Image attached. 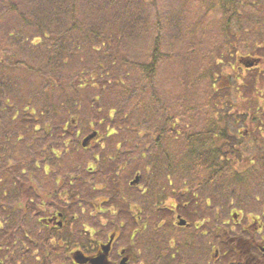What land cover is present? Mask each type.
<instances>
[{
  "label": "rangeland",
  "instance_id": "obj_1",
  "mask_svg": "<svg viewBox=\"0 0 264 264\" xmlns=\"http://www.w3.org/2000/svg\"><path fill=\"white\" fill-rule=\"evenodd\" d=\"M53 1L56 0H0V40L7 46L1 44L3 48L30 66L56 64L60 68L57 75L63 74L64 80L75 83L79 80L68 78L69 73L75 76L80 71L87 80L85 69L108 61L113 68L109 76L120 81L101 95L88 114L84 112L87 115L76 123L72 133H64L63 140L71 141L59 146L67 151L62 159H50L51 171L46 174L45 161L40 158L32 175L35 185L43 186L48 193L69 189L79 197L65 205L67 197L61 196L44 207L62 205L72 213L85 197L87 202L81 204L86 207L95 206V198L105 200L100 215L84 214L80 221L100 222L97 236L101 240L106 239L114 223L122 221L115 247L127 245L134 232V258L129 264H208L213 257L210 245L217 244L212 232L215 225L229 234H237L240 225L233 224L237 220L240 224L248 222L250 230L257 226L252 216L260 214L257 220L264 222V0H234V8L241 12V27L237 32L239 23L233 19L230 27L233 31L228 35L222 33L224 13L219 0H57L62 6ZM10 3L17 10L10 9ZM72 10L78 27L69 30L73 22L68 11ZM36 24L47 29L46 37ZM105 27L111 29L104 31ZM103 31L109 37L114 36L106 40L108 45L93 47L98 45L96 35H102ZM257 45L260 47L253 49ZM154 51L158 54L156 68L147 79L133 63L147 62ZM251 67H257L261 75H256V69ZM19 72H8L11 81L19 82L18 91L11 93L26 98L35 94L34 100L28 102L34 104L39 99L36 96L40 92L39 79L27 75L28 71ZM96 89L94 92H99L100 86ZM89 92L87 97L94 94L93 89ZM214 103L219 109L229 108L233 115L223 112L218 116L222 121L217 128L224 129L232 139L221 141L227 153L218 160L224 168L212 175L210 169L185 154L187 145L181 133L206 131L208 122L214 118L211 107ZM14 108L0 104L4 125L0 126V150L13 151L17 157L23 150L21 141L14 140L12 128L3 122ZM93 111L96 116L90 117L89 112ZM108 112L112 119L107 118ZM19 115L27 114L20 110ZM37 117L38 125L46 120L45 115ZM89 117L95 124L86 126ZM93 130L97 131L98 140L83 149L79 145L81 140ZM4 131L9 141L3 140ZM54 135L57 139L58 135ZM33 137L37 139L34 144L50 141L43 136ZM24 153L21 157L28 162L31 154ZM14 161L12 158L11 163ZM58 162L60 168L56 166ZM70 174L76 175L71 185L64 180ZM135 174L140 175L138 187L129 185ZM210 175L215 178L212 182H208ZM55 177L60 180L57 187ZM0 178V184L9 182L5 185L7 195L13 193V185L12 190L7 186L10 181L2 175ZM123 195L141 206L142 213H137L139 208L133 207V203L122 207L126 203ZM4 196L0 194V201ZM115 201L116 207H110ZM233 208L241 210L237 220L231 215ZM14 213L8 215L0 207V237L7 226L11 229L9 240L0 247L4 264L65 261L62 246L48 241L41 247L30 243L32 229L26 224L33 217L29 218V207ZM176 214L192 228L179 227ZM134 216H139V223L146 221L147 226H137ZM9 218L11 222L7 223ZM227 221L233 227L224 224ZM81 222L71 228L83 230ZM33 226L31 239L41 243L38 240L39 235L43 236L42 229ZM22 246V253H14ZM10 247L16 248L12 254L8 253ZM35 256L41 263L34 260ZM113 256L116 257L115 252Z\"/></svg>",
  "mask_w": 264,
  "mask_h": 264
},
{
  "label": "trees",
  "instance_id": "obj_2",
  "mask_svg": "<svg viewBox=\"0 0 264 264\" xmlns=\"http://www.w3.org/2000/svg\"><path fill=\"white\" fill-rule=\"evenodd\" d=\"M223 15V24H222V33L224 35H228V33H231L233 30L230 28L232 26V20L238 21V30H240V18L242 16L241 12L237 11L234 7H236V1L234 0H219ZM53 3H58L57 0L53 1ZM59 6H62V4H57ZM10 9H15V4L11 3L9 4ZM69 17L72 20L73 23L70 24L69 30L75 29L78 27L77 21H75L74 17V11H68ZM22 15V20L24 15ZM233 18L234 16H236ZM24 21V20H23ZM37 29H40L42 31V36H47L46 32L47 29H42L41 24H36ZM111 28H106L105 30H109ZM260 29V28H258ZM247 30V29H244ZM263 30V29H262ZM103 31L102 35L101 33H98L96 37H98V45L93 47H104L108 45L109 43L106 42L107 39L112 38L105 34ZM261 33V32H260ZM10 35V34H9ZM13 36V35H12ZM40 36V35H38ZM41 39V38H40ZM14 41V40H12ZM5 46L4 40H0V104L2 103L5 107H15L14 111L11 113V116H7L8 118H5L3 122L6 125V127H11L13 133H15L14 140L18 141L20 140V144L22 147V151L19 152L18 155L20 156H14V152L11 151H5V149L0 150V175L7 178L11 184L10 187L13 185V193L10 195H7V190H5V185L9 182H5L4 184H0V194L2 193L3 196L7 195L8 197L4 200L0 201V207L4 210L5 213L8 215L15 214L14 211L17 209H22L24 207H44L50 205V201L52 202L55 198H59L61 196H66V203L65 205L69 204L70 202H76L78 199V195L75 193V191L69 190L67 192H61L60 194L54 196V194H57L56 189L52 191V193L45 192L46 189L39 188L38 185H35L33 182V176L34 170H36V167L39 166L38 162L40 158H42L43 161L46 160V162L49 163L50 159H62V154L64 151L67 150H61L62 145L61 144H69L71 140H68L66 143V140H63V135L65 132L72 133V128L76 126L77 122L82 120L83 116H86L88 113V109L91 108L93 105H97V101H99L101 98V95L106 91L111 90L112 86H118L119 78H115L113 75L109 76L112 69V63L111 62H98L97 66H91L92 68L85 69V74L89 75L87 80H84L83 77H81L80 71L75 72L74 75L68 74V78H77L79 81L76 83L74 80L66 81L64 80V75H57L60 73L57 69H60L56 66V64H51L50 66L46 65H39L37 67L30 66V64L25 63L26 60L23 61V59H19L15 54H11V52L5 48H3L2 45ZM255 47H260V45L254 46L253 49H257ZM92 50H94L92 48ZM96 51V50H95ZM250 54V52L248 53ZM158 54L154 52H151V57L148 59L145 63H133L135 67L139 68L143 74L146 76L145 78H149L151 74L155 71V66L157 63L156 56ZM249 58V55H247ZM218 63H221L218 61ZM249 70L248 68H246ZM250 69H256L255 74L261 75L260 71H257V67H251ZM22 70L28 71L27 75H32L39 79L40 83V92L36 95H39L38 101L34 102V104L28 103L30 99L35 98V94L30 97V95L26 98L23 97V95H15L11 93V91H18V81H11L10 75H8V72H21ZM65 71V70H64ZM19 72V73H20ZM105 75V76H103ZM216 83V80L213 81ZM120 84H123V82H120ZM212 84V85H213ZM13 85V87H17L15 90L10 89V87ZM100 86L99 92H94L97 89V86ZM12 87V88H13ZM214 87V86H213ZM39 88V87H38ZM83 94H79L81 90H83ZM93 89V95L90 97H87ZM21 93V92H20ZM22 94V93H21ZM90 106V107H89ZM217 103H214L213 106H211L212 109V119L208 122V129L206 131H199V132H189L185 131L181 134L185 135V144L187 145L185 149V154L187 156L192 157V160H198L203 167H206L210 169V173L213 175L217 172H221L223 170V164L219 162L218 158L222 156H225L227 153L226 150H223V145L221 146L222 140L232 139V137H228L226 131L224 129L217 128L219 125L220 120L218 116L221 117V113L225 112L223 115H233L230 110L224 109V108H218ZM4 108V107H3ZM2 108V109H3ZM100 107H98L97 111H99ZM20 110L25 111L27 115H19ZM114 111V110H113ZM86 112L87 114H85ZM92 114H89L90 117L96 116L95 111L89 112ZM37 115H45L46 120L42 122L41 125H38ZM108 119H112L110 116H112L109 112L106 114ZM247 115V113L245 114ZM240 116V115H238ZM244 116V115H243ZM25 117H29V119H26ZM89 117V118H90ZM3 117L0 116V126L1 120ZM102 120V117L101 119ZM125 120V119H124ZM175 122L176 119L171 118V122ZM244 120V119H243ZM94 119L90 118L85 122L87 125L90 126L93 123ZM169 121V119H168ZM167 123H165L166 125ZM39 129H35V127H38ZM4 127V125H2ZM121 128V127H120ZM217 129V130H216ZM112 132L115 133V131L111 128ZM170 130V129H169ZM110 131V130H109ZM173 131L176 132V129H173ZM217 132V133H216ZM5 137H2L3 140L6 139V141H9V138L6 137L8 134L6 131H4ZM58 135V138H55V135ZM76 134V133H75ZM34 135L43 136L42 138H47L50 140L49 142L45 143V141L40 140L37 144H34L33 141H36ZM98 133L96 132V136L93 138V140H98ZM110 134L107 133V136ZM13 136V134H12ZM46 136V137H45ZM61 136V137H60ZM28 137V138H27ZM225 138V139H224ZM27 139V140H26ZM23 140H25L23 142ZM220 140V141H219ZM2 143H4L2 141ZM2 145V144H0ZM61 147H60V146ZM61 150V151H60ZM29 152L28 155L30 157L28 158V162L24 161V158L22 159V155L25 154L24 152ZM50 154V155H46ZM46 155L47 158L44 156ZM111 156V155H108ZM14 158L15 161L11 163V159ZM228 160V159H226ZM226 164V163H224ZM61 163L58 162L56 166H60ZM96 165V164H95ZM53 167V165H52ZM60 168V167H59ZM16 169H18V173H16ZM47 171H51V166L49 164V167L47 168ZM25 170H27V173L25 174ZM72 175V174H70ZM69 175V176H70ZM210 175L208 177V182H212L215 178ZM74 178V177H73ZM1 179V178H0ZM6 179V180H7ZM68 180H71L73 182L74 179L68 178ZM56 183V182H54ZM58 183V180H57ZM71 185V184H70ZM59 186V185H58ZM57 187V185H56ZM12 190V187H11ZM59 193V192H58ZM16 196V199L15 197ZM15 199V202L9 201L11 199ZM5 204H4V203ZM7 202V203H6ZM11 222V218H9V221L7 223ZM6 223V224H7ZM11 229H8V226L6 229H4V232L2 234L3 242L7 243V236L8 232ZM26 235V234H25Z\"/></svg>",
  "mask_w": 264,
  "mask_h": 264
},
{
  "label": "flooded vegetation",
  "instance_id": "obj_3",
  "mask_svg": "<svg viewBox=\"0 0 264 264\" xmlns=\"http://www.w3.org/2000/svg\"><path fill=\"white\" fill-rule=\"evenodd\" d=\"M35 129L36 130L39 129V126L35 127ZM92 141L96 142L97 140H90V142L87 144L89 145ZM88 145L82 146V148L86 149ZM95 156L97 157L98 155L95 154ZM43 164H44L43 166L44 173L46 174L48 170L47 168L49 167V163L46 162L45 160ZM91 165L95 166V163H92ZM89 168L91 170V166L87 167V169ZM135 177H137V181H135L134 183H131L135 179ZM68 178L74 179L73 176L71 175L68 176ZM68 178L66 177V179L64 180H67L68 184H72L73 182L71 180H68ZM54 180L56 181L58 180V183L56 184L58 186L60 184L59 178L55 177ZM139 181H140V175L135 174L133 178L130 180L129 185L138 187ZM61 192L63 193V190H60L59 193L57 192V195L60 194ZM122 198L126 202L123 204L124 206L122 205V207L130 206L131 203H133V207L136 206L139 208V211H137V213L138 212L142 213L143 209L141 206L136 205L137 203L130 202L128 198L125 197V195H123ZM66 199H64V202H63L64 204L67 202ZM87 200L88 198L85 197L84 199L78 201L77 205L80 207H75L77 214L76 212L69 213V208L64 207L62 205L61 206L56 205L54 207H29V210L31 211L30 213L31 216H29V218L33 217L32 220L30 219V221H28L26 224L29 226V228L32 229L30 231V237H29L30 243H34L37 246L39 245V247H41V246H45L42 243H45L46 241H48V243L51 245L56 244L60 247L61 246L63 247L62 252H63V256L65 257V261L63 262L60 260L53 261V259H51V261L53 262L46 261V264H51V263H54V264H57V263L92 264L90 262V259L95 258L96 256L100 254L105 255L103 264H129L130 261L134 258L133 257L134 256L133 255L134 241L132 238L133 237L132 235L134 234V232H131L129 236L130 240L127 245H124V246L120 245V246L115 247V241L119 235V229L121 228V225L123 224V222L121 221L119 223H114L113 226H111V230L108 232L107 237H105L106 239L101 240L97 236L98 230H99L98 227L100 225V222L90 223V222H83V221L81 222L80 220L82 219L81 217H84V214L90 217L95 216V215H100L101 214L100 209L101 207H103L101 203L105 202V200H100L99 198H95L94 201L96 202V205L92 207H86L85 205L81 204V203L85 204ZM115 205H116V201L114 202V204H111L110 207H116ZM22 211L24 212V210ZM230 211H231V215L233 214V217L235 219L241 213L240 209L233 208ZM34 213L36 214L37 217L34 215ZM37 213L39 215H37ZM129 213H133V212L130 211ZM259 215L260 214L252 216L254 220L253 222L257 224V226L253 228L254 230L253 229L250 230L248 228L250 225L248 224V222L245 224H240V221L236 219L237 221L233 222V224H236L237 226L240 225V230H239V233L237 234H229L226 232V229H224L223 227L219 225H215V227L212 228V232L216 234L217 244L212 243V245H210L213 250V257L209 261L210 263L208 264H264V222H259L257 220L260 218ZM177 216L178 214H176V218ZM137 217L139 216L133 217V220L137 224V226L142 228L143 224L144 225L147 224L146 221L139 223ZM79 222H81V226L83 230L80 231V230H75V228H71L73 224L76 223V225H78ZM33 224H36L38 228L40 227L42 229L43 236L39 235L40 238L38 240L41 243H36L34 242V239H31L32 233L34 234L35 232L33 231L35 229ZM224 224L230 225L228 221L224 222ZM179 227L192 228V227H189V223L179 226ZM0 228H1V225H0ZM230 230H232V228H230ZM25 236H27V234ZM7 240H9V238ZM0 242H1L0 247L4 243H6V242H3V237H0ZM106 246H107V250L104 251L102 247H106ZM23 247L24 246H22L16 252H14L16 248L10 247V251H8V253L10 254H12V252L22 253L24 250ZM43 251H45V247ZM114 252H115L116 257L113 256ZM76 253L77 254L80 253V257L82 260L81 262L76 261L75 259ZM174 254L175 252L170 254L171 257ZM17 256L18 255H15L14 259H17ZM19 258H23V256L21 257L19 256ZM34 260H37L41 263V260L38 259L37 256L34 257ZM3 261L4 260L0 258V264H4L5 262Z\"/></svg>",
  "mask_w": 264,
  "mask_h": 264
},
{
  "label": "water",
  "instance_id": "obj_4",
  "mask_svg": "<svg viewBox=\"0 0 264 264\" xmlns=\"http://www.w3.org/2000/svg\"><path fill=\"white\" fill-rule=\"evenodd\" d=\"M95 132H92V133H90L89 135H87V136H85V138H84V140H83V142H82V145L83 146H85L86 145V143L92 138V137H94L95 136ZM138 177V176H137ZM137 177H135V179L131 182V183H134L135 181H137ZM177 223L176 224H178V225H185L186 224V220L184 219V218H182L180 215H178L177 216ZM102 249L104 250V251H106L107 250V246L106 247H102ZM104 258H105V255L104 254H100V255H98V256H96L95 258H91L90 259V262L92 263V264H103L104 263ZM75 259H76V261L77 262H81L82 260H81V257H80V253L79 254H77L76 253V255H75Z\"/></svg>",
  "mask_w": 264,
  "mask_h": 264
}]
</instances>
